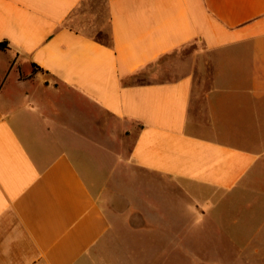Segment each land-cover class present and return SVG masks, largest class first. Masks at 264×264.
Returning a JSON list of instances; mask_svg holds the SVG:
<instances>
[{
    "label": "crops",
    "instance_id": "obj_1",
    "mask_svg": "<svg viewBox=\"0 0 264 264\" xmlns=\"http://www.w3.org/2000/svg\"><path fill=\"white\" fill-rule=\"evenodd\" d=\"M0 44V264H264V0H0Z\"/></svg>",
    "mask_w": 264,
    "mask_h": 264
},
{
    "label": "rangeland",
    "instance_id": "obj_2",
    "mask_svg": "<svg viewBox=\"0 0 264 264\" xmlns=\"http://www.w3.org/2000/svg\"><path fill=\"white\" fill-rule=\"evenodd\" d=\"M192 48H193V46H191V47H189V49L192 51ZM118 127V124H117V122H115V121H113L112 122V128H113V131L115 132H118V130H120L121 128H117ZM113 132V133H114ZM120 140H121V145H120V149L122 150V151H128L129 150V147H130V144H131V136H128V138H127V140H126V142L125 141H123L124 140V137L122 136V134H120ZM126 149V150H125Z\"/></svg>",
    "mask_w": 264,
    "mask_h": 264
},
{
    "label": "trees",
    "instance_id": "obj_3",
    "mask_svg": "<svg viewBox=\"0 0 264 264\" xmlns=\"http://www.w3.org/2000/svg\"><path fill=\"white\" fill-rule=\"evenodd\" d=\"M3 45L2 44H0V47H2Z\"/></svg>",
    "mask_w": 264,
    "mask_h": 264
}]
</instances>
